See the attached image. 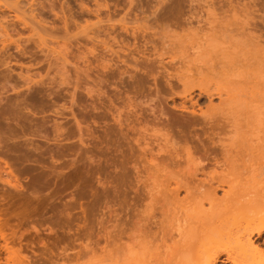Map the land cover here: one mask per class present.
I'll use <instances>...</instances> for the list:
<instances>
[{
    "label": "rangeland",
    "instance_id": "obj_1",
    "mask_svg": "<svg viewBox=\"0 0 264 264\" xmlns=\"http://www.w3.org/2000/svg\"><path fill=\"white\" fill-rule=\"evenodd\" d=\"M20 1L23 10L27 11V14L23 13L27 22L21 20L23 14L15 9V3L12 7H5L0 2V51L3 50L0 52V109L13 105L11 110L16 108L17 111L13 113L12 110L13 114L6 119L0 116L4 127L0 131V161L11 164L16 177L21 178L22 188L18 191L23 190L21 196L28 194V197L22 196L24 200L28 198V203L29 196L33 199L26 211L23 208L27 203L23 200L22 205L19 197L16 198V203L24 206H17L21 208L18 213L23 221L16 220V223L24 224V228L27 227L36 238L34 244L24 240L15 248L20 250L24 259L31 257V264L205 262V257H200V246L217 233L221 218L228 215L221 212L227 207V201L218 204L215 197H222L229 184L218 186L216 181L205 180L202 193L198 188L206 177L205 173L211 177L218 174L212 171L220 170L211 152L210 142L215 137L213 130L219 128L216 131H223L221 137L234 151L232 165L223 173L230 180L234 199L240 198L245 206L256 198L259 186L258 176L252 177L249 170L264 161V11L261 9L264 5L257 6L264 0H182L180 3H186L184 8L181 6L184 11L181 9L183 12L178 15L175 11L173 16L171 11L166 12L168 6H165L170 3L171 7L172 0H165V5L157 6L156 14L150 12L157 9L153 6L157 0H136L132 6L128 4L129 0H98L110 6L102 8L100 14H78L74 0H67L73 6V14H54L50 11V4L55 2L57 11H60L66 0H36L38 6L34 7V13H43L40 18L43 17V25L50 30L51 37L65 40L70 32H79L77 47L87 54L75 47V55L72 49L64 52L57 44H53L57 47L56 53L47 50L45 45H42L45 51H41L33 40L22 42L20 49L16 48L15 42L19 38L30 35L31 23L40 29L36 20L30 18L33 13L29 7L33 1ZM86 1L91 2L88 4L92 8L97 4L94 3L97 0ZM162 6L169 14H163ZM108 17L112 18L110 22ZM98 18H103L104 24L97 25ZM123 21L128 23L129 31L121 29ZM91 23L87 33L91 28L101 27L96 29L97 37L93 32L89 34L94 35V39L86 32L81 33L83 26ZM133 28L137 33L132 36ZM20 33L22 37H19ZM120 33L126 39L119 37ZM122 37L124 42H129L128 45L120 41ZM34 39L38 40L37 36ZM6 45L9 46L7 53L2 49ZM24 45L28 46L27 54L21 55ZM59 51H63L62 54L70 58L68 62L73 63L68 64L66 58L63 65ZM31 55L35 58L32 59ZM102 55L105 59L116 55L127 59L125 57L129 55L127 63L118 64L122 68L128 66L135 73L131 74L133 76L125 74L122 80L109 77L120 71L113 60L112 69L102 70L104 73L118 70L109 75L100 70L106 78L98 75L97 69L101 68L95 65L99 64ZM118 56L114 59L117 60ZM90 58L94 64L90 66L92 69H87ZM36 71L48 76L43 77H47L46 83L28 91L23 79L29 75L37 78ZM56 73L58 76L54 75ZM5 76L11 80L4 83L8 80ZM64 77L68 84H56L55 87L51 81ZM73 78L81 83L90 82V86L97 90L90 95L82 84L76 90V96L73 95L75 102H72L73 84L76 83ZM30 94L36 98L33 108L26 106ZM129 95L132 96L130 99ZM58 123L63 129L59 132ZM187 151L200 164H193L191 160L187 162ZM172 160L181 165L173 166ZM75 168L81 172L77 178L72 176L74 172L80 173ZM177 169L181 172L178 173ZM172 170L178 175H171ZM181 176L184 180L178 186ZM36 180L39 181L37 191L33 192L29 186ZM22 209L25 211L23 215ZM230 217L233 216L230 214ZM233 228L232 223L227 224V230ZM253 240L264 248V230L261 235L253 234ZM217 263L233 264L225 254H221Z\"/></svg>",
    "mask_w": 264,
    "mask_h": 264
},
{
    "label": "bare ground",
    "instance_id": "obj_2",
    "mask_svg": "<svg viewBox=\"0 0 264 264\" xmlns=\"http://www.w3.org/2000/svg\"><path fill=\"white\" fill-rule=\"evenodd\" d=\"M31 1V0H30ZM33 2H31L32 4H30V12L31 13H33V14H30V18H32V20H36L35 22H36V24H39V27H40V29H38L37 27H36V25L35 24H33V23H31V27H30V35L28 36V37H26V38H23L22 36H20L21 35V33L19 34V37H22V38H19V40L18 41H16L15 43H16V48H19L20 49V47H21V43L23 42V43H26V42H29V41H31V40H33L34 42H36V45H37V47H41V51H45V48H42V45H45L46 46V48H47V50H49V51H51V52H53V53H56V49H57V47H53V44H57V46H59V47H61L62 49L61 50H64V52L66 51V50H68V49H72L71 51H73V49L75 48V47H77L78 46V44H80V41H79V39L77 38V34H79V32H77V33H72V32H70L69 33V36H65L64 37V39L65 40H58L57 38H53V37H51V33L49 32L50 30H48V29H46V27H44L45 25H43V17L42 18H40V16L43 14L42 13V11H41V13L42 14H35L34 13V11L36 10L35 8V6L37 5L38 6V3L36 2V0H32ZM39 1V0H38ZM103 1V0H102ZM128 1V0H127ZM133 1H136V0H129L128 2H130V3H128V4H132V5H134V3H133ZM140 1V0H139ZM163 1V2H162ZM168 1H170V0H168ZM186 1V0H185ZM188 1V0H187ZM211 1V0H210ZM209 1V2H210ZM214 1V0H213ZM232 1V0H231ZM257 1H259V0H257ZM0 2H1V4H3L2 6H10V7H12V3H15L14 5V7H15V9L17 10V11H20L22 14L23 13H26L27 11L24 9L23 10V8H22V6L20 5L21 4V1L19 0H11V1H9V0H0ZM53 2V1H52ZM74 2H75V4H76V7H77V10H78V14H89V13H96V14H100V13H98V12H100L101 10H103L104 8H109L110 6L109 5H105V3H107V2H104V3H101L100 1H95L94 3H96L97 2V4H94V7L93 8H96V9H93L92 8V6L90 5V4H88V3H91L90 1L89 2H87L86 0H74ZM98 2H100L99 4H98ZM150 2V1H149ZM156 2V1H155ZM171 2V1H170ZM180 2H183L182 0H174V2H173V0H172V2H171V7H170V3H167L166 5H165V0H157V3L155 4V5H153V6H161V3H162V5H165V6H168V10L167 9H165L166 7H161V8H164V12H163V14L165 13V14H169V13H166V12H170L171 11V13H172V16H173V13L175 12V14L176 15H178V14H181V13H179L180 11H184V5L183 4H186L185 2L184 3H180ZM192 2V1H191ZM212 2V1H211ZM218 2H221V1H218ZM228 2V1H227ZM238 2V1H237ZM250 2V1H249ZM37 3V4H36ZM122 3V2H121ZM253 3V2H252ZM259 3V2H258ZM261 3L262 4H258L257 6H259V5H264V3L261 1ZM42 4V2H40V5ZM44 4V3H43ZM119 4V3H118ZM126 4H127V2H126ZM125 4V5H126ZM137 4H139V3H137ZM152 4V3H151ZM182 4V5H181ZM210 4V3H209ZM220 4V3H219ZM229 4V3H228ZM52 5V6H51ZM90 5V6H89ZM111 5V4H110ZM131 5V6H132ZM231 5V4H230ZM246 5V4H245ZM250 5H252V4H250ZM44 6V5H43ZM50 11L51 12H54V14H60V12L62 13V14H73V6H71V4H70V2H68L67 0L66 1H64L63 2V5H61V7H60V11H57V8H56V6H55V2H54V5H53V3L52 4H50ZM108 6V7H107ZM136 6V5H135ZM147 6H148V4H147ZM183 8H182V7ZM215 6V5H214ZM221 6V5H220ZM227 6H229V5H227ZM35 7V8H34ZM67 7V8H66ZM130 7V6H129ZM138 7V6H137ZM155 7V8H156ZM181 7V8H180ZM219 7V6H218ZM222 7V6H221ZM220 7V8H221ZM244 7V6H243ZM251 7V6H250ZM45 8V7H44ZM103 8V9H102ZM124 8V7H123ZM122 8V9H123ZM136 8V7H135ZM153 8V7H152ZM160 7H159V9H161ZM170 8V9H169ZM180 10H179V9ZM211 8V7H210ZM223 8V7H222ZM258 8H260V7H258ZM125 9V8H124ZM149 9V8H148ZM182 9V10H181ZM244 9V8H243ZM261 9L264 11V6L263 7H261ZM108 10V9H107ZM155 10V11H154ZM153 11L154 12H150V14H156V10L158 11V7H157V9H154ZM167 10V11H166ZM256 10V9H255ZM260 10V9H259ZM105 11V10H104ZM114 11H115V9H114ZM125 11H126V9H125ZM150 11V10H149ZM166 11V12H165ZM182 11V12H183ZM189 11H190V9H189ZM212 11V10H211ZM220 11V10H219ZM226 11V10H225ZM237 11V10H236ZM239 11H241V10H239ZM261 11V10H260ZM262 11V12H263ZM29 12V13H30ZM102 12V11H101ZM118 12V11H117ZM128 12V11H127ZM127 12H125V14L127 15ZM133 12V11H132ZM197 12V11H196ZM221 12H222V10H221ZM255 12V11H254ZM256 12H257V10H256ZM40 13V12H39ZM119 13H121V12H119ZM142 13V12H141ZM170 13V14H171ZM191 13H192V11H191ZM241 13H242V11H241ZM246 13V12H245ZM252 13V12H251ZM27 14V13H26ZM25 14V15H26ZM113 14V13H112ZM146 14V13H145ZM187 14V13H186ZM231 14V13H230ZM264 14V13H263ZM25 15L23 14V16H22V18H21V20H23L24 22L26 21H28V20H26V18H25ZM128 15H130V13L128 12ZM183 15V14H182ZM17 18H20L19 17V15H15ZM99 16V15H98ZM125 16V15H124ZM171 16V17H172ZM166 17V16H165ZM174 17H175V15H174ZM182 17V16H181ZM180 17V18H181ZM125 19V18H124ZM140 19V18H139ZM144 19V18H143ZM177 19V18H176ZM86 20V19H85ZM89 20V19H88ZM103 20V18L101 19V18H98V20H96V24L97 25H99L100 23H103L104 21H102ZM112 20V18L110 19L109 17H108V19H107V21L108 22H110V21ZM131 20V19H130ZM133 20V19H132ZM166 20V19H165ZM179 20V19H178ZM116 21V20H115ZM142 21V20H141ZM156 21V20H155ZM167 21V20H166ZM78 22V21H77ZM88 22V21H87ZM89 22H91V21H89ZM122 22V21H121ZM124 22V21H123ZM146 22V21H145ZM159 22V21H158ZM170 22H172V21H170ZM66 23V22H65ZM92 23H94V22H92ZM92 23L91 24H89V25H87V26H83V30L81 31V33L83 32V33H85L87 30H89L90 29V26L92 25ZM107 23V22H106ZM162 23V22H161ZM180 23V22H179ZM96 24H94L93 26H95ZM104 24V23H103ZM128 23L125 21L124 22V24L122 25V27H121V29H124V30H126V31H129V29H130V27H128V25H127ZM154 24V23H153ZM157 24V23H156ZM155 24V25H156ZM181 24V23H180ZM69 25V24H68ZM96 25V26H97ZM112 25V24H111ZM154 25V26H155ZM159 25V24H158ZM163 25H165V24H163ZM103 26V25H102ZM110 26V25H109ZM115 26V25H114ZM157 26V25H156ZM166 26V25H165ZM171 26H172V24H171ZM171 26H169V27H171ZM68 27V26H67ZM105 27V26H104ZM108 27V26H107ZM111 27V26H110ZM144 27V26H143ZM142 27V28H143ZM149 27V26H148ZM147 27V28H148ZM153 26H151V28H152ZM163 27V26H162ZM167 27V26H166ZM101 27H99V26H97V27H95V28H91V30H90V32H86V35H88V36H92V35H89L90 33L91 34H95L96 33V29H100ZM103 28V27H102ZM112 28V27H111ZM115 28V27H114ZM142 28H140V29H142ZM160 28V27H159ZM163 28H165V27H163ZM178 28V27H177ZM66 29H68V28H66ZM79 29V28H78ZM150 29V28H149ZM158 29V28H157ZM171 29H172V27H171ZM181 29V28H180ZM183 29L185 30V28L183 27ZM74 30V29H73ZM174 30H175V28H174ZM6 31V30H5ZM121 31V30H120ZM125 31V32H126ZM132 31V36H133V34L134 33H137V32H135V29L133 28V30H131ZM137 31V30H136ZM158 31V30H157ZM171 31V30H170ZM19 32V31H18ZM17 32V33H18ZM93 32V33H92ZM106 32V31H105ZM146 32V31H145ZM1 33V32H0ZM3 33H4V31H3ZM65 33V32H64ZM68 33V32H67ZM108 33V32H107ZM128 33V32H127ZM140 33V32H139ZM143 33V32H142ZM153 33V32H152ZM154 33H157L156 31L154 32ZM6 35H8L9 37H12L9 33H5ZM110 34V33H109ZM176 34V33H175ZM178 34V33H177ZM176 34V35H177ZM5 35V36H6ZM155 35V34H154ZM179 35V34H178ZM4 36V35H3ZM35 36H37V39L38 40H36V39H34V37ZM95 36H96V34H95ZM94 35L91 37V38H96ZM113 36V35H112ZM121 36H123L124 37V35L123 34H119V37H121ZM175 36V35H174ZM114 37V36H113ZM122 37V39L120 38V41H122V42H124V38ZM131 37V36H130ZM62 38V37H61ZM75 39V40H73V39ZM135 39H136V37H134ZM137 38H139L138 36H137ZM92 39V40H93ZM113 39V38H112ZM115 39H116V37H115ZM114 39V40H115ZM126 39V38H125ZM104 40V39H103ZM128 40V39H127ZM126 40V41H127ZM134 40V39H133ZM5 41V40H4ZM92 42H94V41H92ZM100 42H101V40H100ZM105 42H106V40H105ZM108 42V41H107ZM149 42V41H148ZM96 43H97V41H96ZM116 43V42H115ZM125 43H127V45H128V43L129 42H124V44ZM130 43H131V41H130ZM136 43V42H135ZM98 44V43H97ZM93 46H96V45H94V44H92ZM109 45V44H108ZM123 44H121V46H122ZM126 45V44H125ZM131 45V44H130ZM133 45V44H132ZM145 45H146V43H145ZM124 46V45H123ZM122 46V47H123ZM8 45H6V46H4V48H2V49H4V51L6 52V50L8 49ZM64 47V48H63ZM136 47V46H135ZM28 48V46H26V45H24L23 46V51H22V53L23 54H21V55H26L27 53H26V49ZM107 48H109V47H107ZM138 48V47H137ZM163 48V47H162ZM51 49V50H50ZM77 49H79V50H77V51H82V53L84 52L85 53V51H83V49L82 50H80L81 48L79 47H77ZM88 49V48H87ZM86 49V50H87ZM134 49V48H133ZM147 49V48H146ZM159 49V48H158ZM75 50V49H74ZM95 50V49H94ZM105 50V49H104ZM145 50V49H144ZM1 51H3V50H1ZM0 51V52H1ZM32 51V48H31V50H30V52ZM103 51V50H102ZM107 51V50H106ZM132 51V50H131ZM131 51H130V55H132V53H131ZM140 51H141V48H140ZM143 51V50H142ZM7 52H8V50H7ZM6 52V53H7ZM61 54H62V52L63 51H59ZM58 52V54H60ZM105 52V51H104ZM137 52V51H136ZM68 53V52H67ZM71 53V52H70ZM77 53V52H76ZM135 53V52H134ZM134 53H133V55H134ZM1 54V53H0ZM69 54V53H68ZM73 54H74V51H73ZM81 54V53H80ZM85 54H87V53H85ZM91 54V53H90ZM105 54V53H104ZM115 54H117V52H115ZM114 54V55H115ZM127 54V53H126ZM125 54V55H126ZM10 55V54H9ZM8 55V56H9ZM75 55V54H74ZM83 55V54H82ZM81 55V56H82ZM101 55V54H100ZM111 55V54H110ZM113 55V54H112ZM122 55V54H121ZM121 55H116V56H118L117 57V60L116 59H114L116 56H114V58H112L111 59V57L109 58V59H105L106 57L104 56V55H102L103 57L102 58H99V60H98V65H95V67H98V68H101V69H97V74L99 75H104V74H106V73H108V72H105L104 73V71L106 70V69H112V67H114L113 65L115 64L116 65V67L117 68H119V70L120 71H118L117 73H115L118 69L116 68V71L115 72H112V73H115V74H112L111 72H109L107 75H109V74H112V75H110L109 77H113V78H118L119 80H122V77L124 78V75L125 74H127V75H131L134 71L132 70V72H131V70L130 69H128L127 67L128 66H126V67H124V68H122L121 66H119V64L118 63H122L123 62V64L124 63H127V59H128V56L127 57H125V58H127V59H123L122 58V56ZM7 56V57H8ZM62 56V60L61 61H63V60H65L66 58H68L67 56H66V54L65 55H61ZM60 56V57H61ZM66 56V57H65ZM70 56V55H69ZM31 57H32V59H34L33 58V56L31 55ZM63 57H64V59H63ZM87 57H88V55H87ZM105 57V58H104ZM78 58V57H77ZM12 59V58H11ZM121 59V60H120ZM7 60V59H6ZM5 60V61H6ZM58 60V59H57ZM68 60H70V58H68L67 59V62H68ZM75 60H78V59H75ZM89 60H91V58L89 59ZM113 60H115V63L114 64H112V61ZM173 60V59H172ZM52 61V60H51ZM84 61H88V60H84ZM135 61H137L136 59H135ZM139 61V60H138ZM138 61L136 62L137 64H140V63H138ZM3 62V61H2ZM9 63H10V60L8 61ZM53 62V61H52ZM69 62H72V61H69ZM69 62H68V64H69ZM85 62V64H87ZM105 62H107V63H105ZM114 62V61H113ZM132 62V61H131ZM161 62H162V60H161ZM73 63V62H72ZM80 63V62H79ZM96 63V62H95ZM135 63V64H136ZM5 64H6V62H5ZM8 64V63H7ZM63 65L65 64V62L63 61V63H62ZM67 64V63H66ZM81 64V63H80ZM94 64V62L91 60L90 62H88V64H87V69H92L90 66L91 65H93ZM118 64V65H117ZM128 65V64H127ZM1 66H3V65H1ZM8 66H9V64H8ZM50 66H51V64H50ZM54 66V65H53ZM53 66H52V68H53ZM57 66H58V63H57ZM80 66V65H79ZM129 66H130V64H129ZM135 66V65H134ZM78 67V66H77ZM85 67V68H86ZM131 67V66H130ZM136 67H138V66H136ZM9 68H12V67H9ZM28 68V67H27ZM56 68V67H55ZM76 68V67H75ZM79 69H80V67H78ZM85 68L83 69V71H85ZM166 68V67H165ZM7 69V68H6ZM23 69V68H22ZM59 69V68H58ZM65 69H66V67H65ZM78 69V70H79ZM102 69H104V71L102 70ZM135 69V68H134ZM8 70V69H7ZM47 70V69H46ZM55 70V69H54ZM94 70V69H93ZM93 70H91V71H93ZM103 71V73L101 74V71ZM115 70V69H114ZM136 70V69H135ZM13 71H14V69H13ZM29 71V70H28ZM49 71V70H48ZM53 71V70H52ZM57 71H59V70H57ZM56 71V72H57ZM66 71H67V69H66ZM66 71H64L65 73H66ZM70 71H71V69H70ZM82 71V72H83ZM100 71V72H99ZM111 71V70H110ZM113 71V70H112ZM21 72H22V70H21ZM37 72V71H36ZM35 72V73H36ZM42 72V71H41ZM41 72H37L36 73V75L35 76H37V78L36 77H34V76H31V75H29V76H26L25 77V79H23L25 82V84L27 85V88H28V91H30V90H32L33 88H36L37 87V85H42V84H45L46 83V81H45V79L48 77L47 75H49L50 74V71H49V73L47 72V75H44V76H47L45 79L43 78L44 76H43V74L41 73ZM60 72H61V70H60ZM80 72V71H79ZM88 72V71H87ZM90 72V71H89ZM23 73V72H22ZM58 73V72H57ZM54 74V75H57L58 76V74ZM86 73V72H85ZM135 73V72H134ZM6 74V73H5ZM21 74V73H20ZM64 74V73H63ZM67 74V73H66ZM89 74V73H88ZM136 74H138V73H136ZM7 75V74H6ZM21 75H23V74H21ZM20 75V76H21ZM53 75V76H54ZM60 75V74H59ZM71 75V74H70ZM78 75V74H77ZM83 75H86V74H83ZM91 75V74H90ZM95 75H96V73H95ZM97 75V76H98ZM129 75V76H130ZM135 75V74H134ZM10 76V75H9ZM39 76V77H38ZM61 77H63L62 75H60ZM67 76V75H66ZM89 76V75H88ZM96 76V77H97ZM116 76V77H115ZM128 76V77H129ZM131 76H133V75H131ZM8 77V76H7ZM6 76H5V78H7ZM11 77V76H10ZM24 77V76H23ZM56 77V76H55ZM78 77V76H77ZM83 77V76H82ZM104 78H106L107 76H103ZM108 77V79H110ZM111 77V78H112ZM141 77V76H140ZM39 78V79H38ZM50 79H51V77H49ZM53 78V77H52ZM67 78H69L68 80L70 81V77L69 76H67ZM79 78H81V77H79ZM134 78V77H133ZM2 79V78H1ZM8 79V78H7ZM13 79V78H12ZM77 79V78H76ZM76 79H74L73 78V81H74V83H75V81H76ZM87 79V78H86ZM92 79V78H91ZM95 79V78H94ZM99 79H101L100 77H99ZM142 79V78H141ZM11 80V79H10ZM9 79L7 80V81H5L4 83H6V82H8V81H10ZM67 79H66V77H64V78H59V80H57V79H53V80H51V81H53L52 83H54L55 84V87H57V85L58 86H61L62 84H66L67 83V81H68ZM115 80V79H114ZM182 80V79H181ZM48 81V80H47ZM68 81V82H69ZM87 81V80H86ZM91 81V80H90ZM102 81V80H101ZM110 81V80H109ZM117 81V80H116ZM137 81V80H136ZM15 82V81H14ZM18 82V81H17ZM111 82V81H110ZM113 82H115V81H113ZM19 83V82H18ZM17 83V84H18ZM51 83V84H52ZM71 83V82H70ZM125 83V82H124ZM54 84H52V85H54ZM57 84V85H56ZM68 84V83H67ZM82 84H84V86L82 85ZM101 84V83H100ZM104 84H106L105 82H104ZM111 84V83H110ZM115 84V83H114ZM114 84H112V85H114ZM117 84H118V82H117ZM50 85V84H49ZM119 85V84H118ZM3 86V85H2ZM11 86H12V84H11ZM15 86V85H14ZM14 86H12L13 88H16V87H14ZM72 86V85H71ZM85 87V89H87V91L86 92H88V94H90L91 95V93L93 92V90H97V89H94V86H90V82H80V81H76V83L75 84H73V92H72V99H73V95H75L76 96V90H78V89H80V87ZM11 87V88H12ZM19 87V86H18ZM4 88H7V87H4ZM26 88V89H27ZM42 88V87H41ZM95 88H96V86H95ZM102 88H103V86H102ZM8 89V88H7ZM49 89H50V87H49ZM51 89H52V87H51ZM100 89V88H99ZM6 90V89H5ZM15 90V89H14ZM38 90V89H37ZM56 90V89H55ZM3 91V90H2ZM27 91V92H28ZM39 91V90H38ZM40 91H42V90H40ZM52 91V90H51ZM54 91V90H53ZM100 91H101V89H100ZM25 92V91H24ZM55 92V91H54ZM99 92V91H98ZM6 93H7V91H6ZM52 93V92H51ZM94 93V92H93ZM96 93V92H95ZM101 93V92H100ZM104 93V92H103ZM123 93V92H122ZM131 93V92H130ZM5 94V93H4ZM19 94V93H18ZM21 94V93H20ZM128 94V93H127ZM3 95V94H2ZM22 95V94H21ZM31 96H29L28 98V100H29V102H28V104H26V106L27 105H31L30 107H32V106H35V103H36V98H35V95L34 94H30ZM10 96V95H9ZM75 96H74V99H75ZM92 96L94 97V95L92 94ZM100 96V95H99ZM130 97H132V96H130L129 95V99H130ZM27 98V97H26ZM136 98V97H135ZM18 99V98H17ZM71 99V100H72ZM73 99V100H74ZM1 100V99H0ZM7 100V99H6ZM9 100V101H8ZM8 102L10 103V101H11V99H10V97L8 98ZM24 100V98L22 99V101ZM72 100V102H75V100L73 101ZM6 101V102H7ZM15 101V100H14ZM19 101H20V99H19ZM27 101V100H26ZM7 102V103H8ZM18 102V101H17ZM24 102H25V100H24ZM11 103H13L12 101H11ZM10 103V104H11ZM26 103V102H25ZM74 104V103H73ZM98 104V103H97ZM8 105V104H7ZM23 105V104H22ZM94 105V104H93ZM104 105V104H103ZM5 106H6V104H5ZM11 106H13V105H11ZM10 106V107H11ZM15 106V105H14ZM18 106V105H17ZM20 106V105H19ZM57 106V105H56ZM70 106H72V105H70ZM69 106V107H70ZM100 105H98V108H100L99 107ZM10 107H2L3 109H0V116L2 117V119H6V118H9L15 111H16V108H15V110L14 109H12L11 110V108ZM21 107V106H20ZM62 107V106H61ZM65 107V106H64ZM63 107V108H64ZM68 107V108H69ZM97 107V106H96ZM104 107V106H103ZM108 107V106H107ZM110 107V106H109ZM23 108H25V107H23ZM33 108V107H32ZM112 108V107H111ZM118 108V107H117ZM116 108V109H117ZM20 109V108H19ZM26 109H28V107L26 108ZM108 109H110V108H108ZM121 109V108H120ZM112 110V109H111ZM13 113H12V112ZM19 111V110H18ZM73 111V110H72ZM17 112V111H16ZM58 113H59V111H58ZM64 113V112H63ZM111 113H112V111H111ZM73 114L75 115V113H74V111H73ZM117 114H119V113H117ZM112 115H114V114H112ZM115 115H116V112H115ZM102 116V115H101ZM116 117H117V115H116ZM121 117H122V115H121ZM121 117H120V119H121ZM26 118V117H25ZM77 118V117H76ZM115 118V117H114ZM117 118H119V117H117ZM14 119V118H13ZM78 119V118H77ZM86 119V118H85ZM116 121H117V119H115ZM125 120V119H124ZM76 121V120H75ZM77 122V121H76ZM75 122V123H76ZM124 122V121H123ZM78 123H80V122H78ZM122 123V122H121ZM57 124V123H56ZM61 124V123H60ZM125 124V123H124ZM58 125H59V123H58ZM78 125V124H77ZM118 125H119V123H118ZM129 125V124H128ZM80 127V126H79ZM110 127V126H109ZM56 128V127H55ZM4 129V127H2V125H1V123H0V131L2 132V130ZM57 131L59 132L60 131V129H61V126L59 125L58 127H57ZM61 130H63V129H61ZM114 130V129H113ZM123 130V129H122ZM216 130H219V128H217V129H215V130H213L214 131V133H215V137H213L212 139H211V142H210V144L212 145H210L211 146V152H213L214 153V155H215V159H216V165L218 166L219 165V167H220V170L219 171H217L215 168V170L214 171H212V172H217L218 174L217 175H214V176H211V177H209L208 176V174H206L205 173V175H206V177L204 178V180L202 181L201 180V184L200 185H198V188H199V190L201 191V193H202V188H205V184L203 183L205 180H208L209 182H211V181H216V183L218 184V186H222V185H224V184H229V189H226V190H224L223 191V193H222V197H219V199H218V197H215V199L217 200H215L214 199V201H216L218 204L219 203H222V202H224V200L225 201H227V203H228V205H227V207H225V209L227 208L228 210H225L224 208V210L222 209L221 210V212H223V215H225V214H228V215H225V216H223L222 218H221V223H219V225L217 226V229H218V231H217V233H215V234H212L204 243H202L201 244V246H200V257L202 258V257H205V262H202L201 264H218L217 262H219V260H220V256H221V254H225L226 255V259L227 260H230L233 264H264V248H262V247H260V245L259 244H256L255 243V241L253 240V234H258V235H261V232H262V230H264V161H262V163L259 165V167H257V168H254V169H250L249 170V174L250 175H252V177H257L258 176V178H259V186L257 187L258 189L256 190V193H255V197L256 198H252L251 199V201L248 203H246L245 204V206H244V202L243 201H241L240 200V198H238V197H235V199H234V197H233V195H232V187H231V185H230V180H228L227 179V175H225V174H223V173H225L226 172V170L227 169H229L230 167H231V165H232V158H233V154H234V151H233V149H232V146H228L227 144H226V140H224L222 137H221V132H223V131H216ZM112 131V130H111ZM115 131V130H114ZM117 133H119V132H117ZM123 133V132H122ZM121 133V134H122ZM214 133H213V136H214ZM224 133V132H223ZM6 134V133H5ZM8 134V133H7ZM6 134V135H7ZM9 135V134H8ZM58 135H60L59 133H58ZM56 136V135H55ZM69 136H70V134H69ZM0 137H2V134L0 135ZM5 137V136H4ZM57 137H59V136H57ZM60 137H61V135H60ZM67 138V137H66ZM7 139V138H6ZM3 140V139H2ZM58 140V139H57ZM10 146V145H9ZM13 146V145H12ZM11 146V147H12ZM9 148V147H8ZM16 148V147H15ZM9 150V149H8ZM11 150V149H10ZM185 150V149H184ZM8 152V151H7ZM185 154L187 155V162L189 161L190 162V160H191V162L193 163V162H196V159H194L192 156H191V152H189V151H187V152H185ZM178 155V154H177ZM214 155L212 154V156L214 157ZM26 156V155H25ZM28 157H29V155H28ZM27 158V157H26ZM30 158V157H29ZM214 159V158H213ZM214 161V160H213ZM163 162H165V161H163ZM169 163V162H168ZM168 163L167 164H165L166 166H168ZM171 163L173 164V166H176L177 165V167L178 166H180L181 164H180V162L179 161H174V160H172L171 161ZM171 163H169L170 165H171V169H172V164ZM182 163V162H181ZM197 163V162H196ZM196 163H193V164H196ZM6 164V165H5ZM5 164H2L1 163V161H0V264H31V260H30V258L31 257H26V259H24L21 255H20V250H18L17 248H15V246L16 245H22V242L24 241V240H26L28 243H33L34 241H35V238H34V236L35 235H33V233H31L30 232V230H28V228L26 227V228H24V224L22 225V223H16V220H17V222H21V221H23V220H21L20 221V219H21V216H20V212L18 213V211H20V209L21 208H23L24 206V208L23 209H26V211H28L27 209H28V206L27 205H30L32 202H31V200H33V199H31V197L29 196V198H30V203L28 202L27 203V199L28 198H25V200H24V196H27V195H24L25 193H23L22 194V196H21V192L23 191V190H19L18 191V189L20 188H22L21 187V184H22V182H20V180H21V178H20V180H19V177H18V175H17V177H16V175L14 174V170H13V168H11L12 166H11V164H9V163H5ZM197 164H200V161H199V163H197ZM169 165V166H170ZM216 166V167H217ZM225 166V168H223ZM77 167V166H76ZM214 167H215V165H214ZM175 168V167H174ZM173 168V169H174ZM227 168V169H226ZM73 169V168H72ZM76 169V168H75ZM167 169H168V167H167ZM226 169V170H225ZM26 170V169H25ZM25 170H23V172H25ZM71 170V169H70ZM69 170V171H70ZM77 171L76 172H78L80 169H76ZM176 170V169H175ZM173 171L174 173H172L171 175H175V174H177L178 175V173H179V171L180 170H178L177 169V172L178 173H175L176 171ZM182 170V169H181ZM202 170H203V168H202ZM14 171V172H13ZM171 171V172H172ZM80 172V171H79ZM181 172V171H180ZM212 172H209V173H212ZM63 173V172H62ZM73 173V172H72ZM71 173V174H72ZM64 174V173H63ZM62 174V175H63ZM70 174V173H69ZM79 174H81V172L80 173H78V174H76L75 172H74V174L72 175V176H75V178H77L78 176H79ZM249 174H247V175H249ZM60 175V174H59ZM65 175V174H64ZM67 175V174H66ZM76 175H78V176H76ZM121 175V174H120ZM71 176V177H72ZM81 176V175H80ZM70 177V176H69ZM68 178V177H67ZM123 178V177H122ZM74 180V179H73ZM72 180V181H73ZM75 180H77V179H75ZM183 180L184 179H182V176H181V181H177V185L178 186H180V185H182L181 184V182H183ZM37 181V182H36ZM35 182H32L30 185L31 186H29V188L30 189H32L33 190V192H36L37 191V185H38V180H36ZM187 183V182H186ZM199 184V183H198ZM23 186V185H22ZM208 187H210L211 188V186H208ZM180 188V187H179ZM174 191V190H172V189H168V191ZM207 190H209V188H206V191ZM21 191V192H20ZM18 197H19V199H18ZM28 197V196H27ZM16 198L20 201H18L19 203H22V205H24L23 203H24V201H25V204L26 205H24V206H21L20 204H17L16 203ZM20 198H23L22 199V201L20 200ZM237 200H239L238 202H237ZM212 201V200H211ZM241 201V202H240ZM212 203V202H211ZM238 203V204H237ZM214 204V203H213ZM239 204H241V206L239 205ZM238 205H239V207H238ZM17 206L18 207H21V208H17ZM244 206V207H243ZM242 207V208H241ZM240 208V210H238ZM18 209V210H17ZM22 209V211H21V215H23L24 214V210ZM233 211H232V210ZM231 210V211H230ZM235 210V211H234ZM237 211V212H236ZM231 212V213H230ZM235 214H239V212H240V214L237 216V215H234V213ZM27 213V212H26ZM19 214V215H18ZM230 214L233 216V217H230ZM19 216L18 217V219H19V221H18V219H16L17 217L16 216ZM228 216H229V218H231V219H229L228 218ZM16 217V218H15ZM236 217H238V218H236ZM234 220H233V219ZM24 219V218H23ZM15 220V221H14ZM231 220V221H230ZM15 222V223H14ZM219 222H220V220H219ZM229 223H232L233 224V226H234V228L233 229H230V230H227V224H229ZM25 229V230H24ZM27 230V231H26ZM24 232V233H23ZM26 232H28V234L26 233ZM26 233V234H25ZM144 239V238H143ZM34 244V243H33ZM264 244V243H263ZM30 245H32V244H30ZM33 251V250H32ZM32 253H34V252H32Z\"/></svg>",
    "mask_w": 264,
    "mask_h": 264
}]
</instances>
